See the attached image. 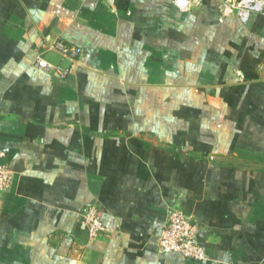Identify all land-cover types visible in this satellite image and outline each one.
I'll return each mask as SVG.
<instances>
[{
  "label": "crops",
  "instance_id": "1",
  "mask_svg": "<svg viewBox=\"0 0 264 264\" xmlns=\"http://www.w3.org/2000/svg\"><path fill=\"white\" fill-rule=\"evenodd\" d=\"M173 1L0 0V264H264V12ZM174 208L205 262L159 251Z\"/></svg>",
  "mask_w": 264,
  "mask_h": 264
},
{
  "label": "built area",
  "instance_id": "2",
  "mask_svg": "<svg viewBox=\"0 0 264 264\" xmlns=\"http://www.w3.org/2000/svg\"><path fill=\"white\" fill-rule=\"evenodd\" d=\"M173 3L180 9L189 7V0H174ZM221 16L234 14L241 23H246L251 15L264 12V0H221L219 3ZM53 51L63 57L74 59L83 54L79 46L70 45L61 39L49 40L46 38L44 52ZM39 53L34 59V66L44 72H52L61 77L68 74L69 69L54 65ZM10 177L7 166L0 163V192L6 187ZM80 221L86 226L90 237H99L105 226L98 207L94 204L84 206L80 213ZM158 249L161 252L178 253L184 259L200 262L207 260L204 246L199 240L198 226L180 209H168L164 227L158 237Z\"/></svg>",
  "mask_w": 264,
  "mask_h": 264
}]
</instances>
